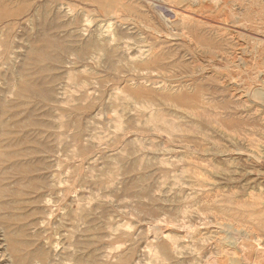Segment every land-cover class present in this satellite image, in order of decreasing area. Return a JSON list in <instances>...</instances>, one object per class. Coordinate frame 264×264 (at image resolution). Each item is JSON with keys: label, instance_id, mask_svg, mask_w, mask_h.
Instances as JSON below:
<instances>
[{"label": "rangeland", "instance_id": "rangeland-1", "mask_svg": "<svg viewBox=\"0 0 264 264\" xmlns=\"http://www.w3.org/2000/svg\"><path fill=\"white\" fill-rule=\"evenodd\" d=\"M0 16V264H264V0Z\"/></svg>", "mask_w": 264, "mask_h": 264}, {"label": "bare ground", "instance_id": "bare-ground-1", "mask_svg": "<svg viewBox=\"0 0 264 264\" xmlns=\"http://www.w3.org/2000/svg\"><path fill=\"white\" fill-rule=\"evenodd\" d=\"M16 1H17V0H16ZM22 1H24V0H22ZM20 3H21V2H20ZM35 8H36V7H35ZM173 8H175V7H173ZM18 9H19V8H18ZM22 9H23V8H22ZM16 10H17V9H16ZM16 10H15V11H16ZM19 10H20V9H19ZM160 10L165 14V15H164V17L166 16L165 18H167V16H169V17L171 18L172 13H173V12H172V9H170V8H168V7H165L164 5H161V6H160ZM7 11H8V10H7ZM34 11H35V9H34ZM1 12H2V11H1ZM13 13H14V11H13ZM15 15H17V14H15ZM37 15H38V14H37ZM45 15H46V14H45ZM10 16H11V15H10ZM12 16H13V15H12ZM47 16H48V15H47ZM47 16H44L43 18H46ZM0 17H1V16H0ZM185 17H186V16H185ZM185 17H184V18H185ZM4 18H6V17H4ZM15 18H16V17H15ZM54 19H55V18H54ZM58 19H59V18H58ZM72 19H73V17H72ZM168 20H169V19H168ZM184 20H185V19H184ZM0 21H1V20H0ZM71 21H72V20H70V22H71ZM75 21H76V20H75ZM184 22H185V21H184ZM61 24H62V23H61ZM61 24H60V25H61ZM66 25L68 26V24H66ZM70 25H71V24L69 23V26H70ZM73 25L75 26V24H73ZM11 26H12V25H10V27H11ZM57 26H58V25H57ZM61 26H63V25H61ZM63 27L65 28L66 26H63ZM184 27H185V26H184ZM53 29H54V28H53ZM59 29H60V27H59ZM51 30H52V29H50V30H48V31H51ZM75 30H76V29H75ZM43 31H44V30H43ZM70 32H71V31H70ZM72 32H73V31H72ZM38 34H39V33H38ZM97 34H98V33H97ZM39 35H40V34H39ZM78 35H79V34H78ZM99 35H101V34H99ZM66 36H67V35H66ZM74 36H75V34H74ZM39 37H42V36H39ZM62 37H63V36H62ZM75 37H76V36H75ZM58 38H59V37H58ZM64 38H65V37H64ZM97 39H98V38H97ZM47 40H48V38H47ZM50 41H51V40H50ZM50 41H49V43H51ZM62 41H63V40H62ZM98 41H101V40H98ZM53 42H54V41H53ZM92 42H94V41H92ZM59 43H60V42H59ZM59 43H58V44H59ZM96 43H97V42H96ZM94 44H95V43H94ZM46 45H47V44H46ZM34 46H35V45H34ZM59 46H62V45H59ZM104 46H105V45H104ZM37 47H38V46H37ZM37 47H36V48H37ZM39 47H40V46H39ZM39 47H38V48H39ZM67 47H68V46H67ZM84 47H85V46H84ZM86 47H87V46H86ZM88 47H89V46H88ZM54 48H55V47H54ZM57 48H58V47H57ZM57 48H56V49H57ZM91 48H92V47H91ZM97 48H98V47H97ZM48 49H49V48H48ZM73 49H74V48H73ZM73 49H71V51H74ZM95 49H96V48H94V50H95ZM103 49H104V48H103ZM40 50H41V49H40ZM45 50H46V49H45ZM75 50H76V49H75ZM80 50H81V49H80ZM84 50H85V49H84ZM90 50H91V49H90ZM107 50H108V49H107ZM154 50H155V49H154ZM28 51H29V50H28ZM56 51H57V50H56ZM61 51L64 52V51H65V48H64V50L61 49ZM82 51H83V50H82ZM92 51H93V50H92ZM97 51H98V49H97ZM100 51H101V50H100ZM110 51H111V50H110ZM40 52H41V51H40ZM45 52H46V51H45ZM53 52H55V49H54ZM84 52H86V51H84ZM84 52H83V53H84ZM158 52H159V51H158ZM46 53H47V52H46ZM46 53H45V54H46ZM83 53L80 52V54H82V56H83ZM151 53H152V52H151ZM53 54H54V53H53ZM91 54H92V52H91ZM106 54H107V53H106ZM141 54H142V53H141ZM147 54H149V53H147ZM153 54H154V52H153ZM160 54H161V53H160ZM61 55H62V54H61ZM86 55H87V54H86ZM139 55H140V54H139ZM150 55H152V54H150ZM150 55H149V56H150ZM29 56H30V55H29ZM38 56H42V55H38ZM140 56H141V55H140ZM140 56H138V57L140 58ZM145 56H147V55H145ZM31 57H32V56H31ZM50 57H51V55H50ZM77 57H78V56H77ZM88 57H89V56H88ZM107 57H108V56H107ZM141 57H142V56H141ZM143 57H144V56H143ZM147 57H148V56H147ZM37 58H38V57H37ZM57 58H58V57H57ZM47 59H48V58H47ZM58 59H59V58H58ZM140 59H141V58H140ZM140 59H138V60H140ZM50 61H51V60H50ZM121 61H122V60H121ZM140 61H142V60H140ZM33 62H34V61H33ZM45 62H46V61H44L43 63H45ZM56 62H57V60H56ZM59 62H60V61H59ZM160 62H161V61H159V63H160ZM172 62H173V61H172ZM36 63H37V62H36ZM39 63H40V62H39ZM41 63H42V59H41ZM163 63H164V62H163ZM33 64H35V63H33ZM119 64H120V63H119ZM158 65H160V64H158ZM134 66L136 67V65H134ZM134 66H133V67H134ZM167 66H168V65H166V67H167ZM115 67H116V66H115ZM118 67H119V66H118ZM123 67H124V66H123ZM172 67H173V66H172ZM42 68H43V67H42ZM113 68H114V67H113ZM120 68H122V67H120ZM144 68H145V67H144ZM153 68H154V67H153ZM153 68H150V69H153ZM157 68H158V67H157ZM170 68H171V66H170ZM117 69H119V68H117ZM141 69H142V68H141ZM148 69H149V67H148ZM155 69H156V68H155ZM155 69H154V70H155ZM158 69H159V68H158ZM172 69H174V68H172ZM111 70H112V68H111ZM124 70H125V69H124ZM124 70H122V71H124ZM137 70H138V69H137ZM162 70H163V69H162ZM167 70H169V69H167ZM114 73H115V72H114ZM162 75H163V74H162ZM174 76H175V75H174ZM19 78H20V77H19ZM32 79H33V78H32ZM171 79H172V78H171ZM33 80H34V79H33ZM27 81H28V80H27ZM41 81H43V80H41ZM44 81H45V80H44ZM171 81H174V80H171ZM35 82H36V81H35ZM32 83H33V82H32ZM36 83H37V82H36ZM45 83H46V82H45ZM170 83H171V82H170ZM181 83H182V82H181ZM16 84H17V83H16ZM39 84H40V83H39ZM42 84H44V83L42 82ZM182 84H183V83H182ZM170 85H171V84H170ZM26 86H28V85H24L23 87H26ZM40 86H41V85H40ZM174 86H175V85H174ZM171 87H172V86H171ZM183 87H184V90H185V87H186V86L184 85ZM26 88H28V89H26V90H29V89H30L29 87H26ZM167 88H168V87H167ZM169 88H170V87H169ZM177 88H178V86H177ZM41 89H42V88H41ZM45 89H46V88H45ZM175 89H176V88H175ZM38 90H40V89H38ZM46 90H47V89H46ZM50 90H51V89H50ZM173 90H174V89H173ZM184 90H183V91H184ZM30 91H31L34 95L37 94L36 91H34V90H31V89H30ZM40 91H41V90H40ZM51 91H52V90H51ZM166 91H170V90H169V89H166ZM48 92H49V91H48ZM185 92H186V90H185ZM28 93H29V92H28ZM38 93H39V92H38ZM50 93H51V92H50ZM50 93H49V94H50ZM168 93H169V95L172 96V97H173V95H175V93H173L172 91H171V93H170V92H168ZM168 93H167V97H168ZM178 93H179V92H178ZM18 95L24 97V96H25V88H24L23 91H20V92L18 93ZM34 95H33V96H34ZM40 95H41V94H40ZM40 95L37 94V96H40ZM42 95H43V94H42ZM37 96H36V97H37ZM45 96H46V95H45ZM50 96H51V94H50ZM161 97H162V96H161ZM163 97H165V96H163ZM167 97H165V100H166ZM30 98H32V96H31ZM27 99H28V98H27ZM33 99H35V98H33ZM33 99H30V100H33ZM39 99H40V98H39ZM46 99H47V98H46ZM78 99H79V98H78ZM161 99H162V98H161ZM17 100H18V99H16L15 101H17ZM22 100H23V99H22ZM22 100L20 99V101H22ZM24 100H25V99H24ZM76 100H77V99H76ZM76 100H75V101H76ZM40 101H41V100H40ZM3 102H4V101H3ZM149 102L151 103V105H155V103H154L152 100H149ZM18 103H19V102H18ZM18 103H17V104H18ZM75 103H78V101L75 102ZM195 103H196V102H195ZM203 103H204V102H203ZM79 104H81V103H79ZM168 104H171V105H173L174 107H175V106L180 107V104H178V103H176V102H173V101H170ZM15 105H16V104H15ZM29 105H30V104H29ZM73 105H74V104H73ZM84 105H85V103H84ZM166 105H167V104H166ZM88 106H89V105H88ZM90 106H91V105H90ZM169 106H170V105H169ZM10 107H11V106H10ZM12 107H13V109H15L14 106H12ZM72 107H73V106H72ZM178 107H177V108H178ZM0 108H1V107H0ZM24 108H26V107H24ZM27 108H28V107H27ZM6 109H7V108H6ZM19 109H22V108H19ZM183 109H185V108H183ZM10 110H11V109H10ZM3 111H4V110H3ZM3 111H2V112H3ZM7 111H8V110H7ZM12 111H13V110H12ZM30 111H31V110H30ZM66 111H67V110H66ZM22 112H23V111H22ZM68 112H69V111H68ZM68 112H66V113H68ZM175 112H176V111H175ZM6 113H7V112H6ZM14 113H15V112H14ZM33 113H34V112H33ZM66 113H65V114H66ZM70 113H72V112H70ZM16 114H18V113H16ZM19 114H20V113H19ZM25 114H26V113H25ZM34 114H35V113H34ZM72 114H73V113H72ZM0 115H1V114H0ZM11 115H12V114H11ZM35 115H36V114H35ZM63 115H64V114H63ZM68 115H69V113H68ZM160 115H161V114H160ZM3 116H4V115H3ZM31 116H33V115H31ZM65 116H67V114H66ZM149 116H150V115H149ZM1 117H2V116H1ZM67 117H68V116H67ZM74 117H75V116H74ZM77 117H78V116H77ZM153 117H154V116H153ZM228 117H229V116H228ZM7 118H8V117H7ZM13 118H15V117L13 116ZM36 118H37V117H36ZM181 118H182V117H181ZM1 119H2V118H0V120H1ZM10 119H11V116H10ZM24 119H25V118H24ZM39 119H40V118H39ZM172 119H173V118H172ZM13 120H14V119H13ZM13 120H12V121H13ZM71 120H72V119H71ZM148 120H150V119H148ZM37 121H38V120H37ZM166 121H167V120H166ZM171 121H172V120H171ZM66 122H67V120H66ZM70 122H71V121H70ZM72 122H73V120H72ZM78 122H79V121H78ZM2 123H3V122H2ZM2 123H1V124H2ZM8 123H10V122H8ZM43 123H44V122H43ZM152 123H153V122H152ZM169 123H170V122H169ZM171 123H173V121H172ZM216 123H217V122H216ZM6 124H7V123H6V121H5V124H4V125H6ZM48 124H49V123H48ZM61 124H62V123H61ZM67 124H68V123H67ZM67 124H66V125H67ZM69 124H71V123H69ZM69 124H68V125H69ZM158 124H159V123H158ZM43 125H44V124H43ZM159 125H160V124H159ZM171 125H172V124H171ZM2 126H3V125H2ZM2 126L0 127V129L2 128ZM21 126H22V125H21ZM44 126H45V125H44ZM163 126H164V125H163ZM11 127H13V126H11ZM45 127H47V126H45ZM152 127H153V125H152ZM159 127H160V126H159ZM31 128H32V127H31ZM38 128H39V127H38ZM154 128H155V127H154ZM163 128H164V127H163ZM167 128H168V127H167ZM6 129H7V128H6ZM15 129H16V128H15ZM18 129H19V128H18ZM35 129H36V127H35ZM76 129H77V128H76ZM188 129H189V128H188ZM188 129H187V130H188ZM190 129H191V128H190ZM190 129H189V130H190ZM9 130H10V129H9ZM157 130H160V129L157 128ZM175 130H176V129H175ZM175 130H174V131H175ZM178 130H179V129H178ZM178 130H176V131H178ZM192 130H193V129H192ZM13 131H16V130H13ZM20 131H21V130H20ZM35 131H36V130H35ZM38 131H39V130H38ZM169 131H170V130H169ZM23 132H24V131H23ZM166 132H168L167 129H166ZM171 132H172V131H171ZM171 132H170V133H171ZM3 133H4V132H3ZM21 133H22V131H21ZM21 133H20V134H21ZM74 133H77V132H74ZM173 133H174V132H173ZM25 134H26V133H25ZM80 134H81V133H80ZM15 135H16V134H15ZM18 135H19V134H18ZM26 135H27V134H26ZM56 135H57V134H56ZM27 136H28V135H27ZM5 137H6V136H5ZM13 137H14V136H13ZM11 138H12V137H11ZM14 138H16V137H14ZM14 138H13V139H14ZM36 138H38V137H35L34 139H36ZM77 138H78V137H77ZM7 139H8V138H7ZM3 140H4V139H3ZM16 140H17V139H16ZM16 140H15V142H16ZM20 140H21V139H20ZM28 140H29V139H28ZM12 142H13V140L11 141V139H10V142H9V143H12ZM15 142H14V143H15ZM26 142H27V141H26ZM252 142H253V141H252ZM252 142H251V143H252ZM3 143H6V142L3 141ZM12 144H13V143H12ZM12 144H11V145H12ZM1 145H2V143H1ZM6 145H7V143H6ZM32 145H33V144H32ZM32 145H30V146H32ZM2 146H3V145H2ZM16 146H17V145H16ZM27 146H28V145H27ZM45 146H46V145H45ZM20 147H21V146H20ZM36 147H38V145H37ZM36 147H35V148H36ZM42 147H43V146H42ZM16 148H18V150H14V151H11V150H10L9 152L6 151L5 153L0 154V161H3V162H4V161H6V160H7V161L10 160V159L12 160V159H14L15 157L17 158V157L23 156V157H24V162H23V163H29V159L26 158V156L28 157V155L30 154V152H25L24 149H22V148L19 149V147H16ZM36 149H37V148H36ZM36 149H35V150H36ZM42 149H44V148H42ZM33 150H34V149H33ZM39 151H40V150H39ZM41 151H42V150H41ZM41 151H40V152H41ZM3 152H4V151H3ZM33 152H34V151H33ZM23 157H22V158H23ZM22 160H23V159H22ZM7 161H6V162H7ZM16 161H17V160H16ZM16 161H13V162H12V167H13V165L16 166V167L19 166L18 164H19L21 161H20L19 163L16 162ZM14 162H16V163H14ZM4 163H5V162H4ZM13 163H14V164H13ZM30 163H32V162H30ZM9 166H10V165H9ZM34 167H35V165H34ZM34 167H33V168H34ZM128 167H129V166H128ZM6 168H8V166H6ZM33 168H32L30 171H32ZM37 169H38V168H37ZM24 170L28 171V170H29V167H28V166H24ZM5 171H8V170H5ZM5 171H4V172H5ZM34 171H37V170L35 169ZM12 172H14V171H12ZM2 173H3V172H2ZM9 173H10V171H9ZM27 173H30V172H27ZM0 174H1V173H0ZM11 174H14V173H11ZM23 174H24V173H23ZM23 174H22V175H23ZM3 175H4V174H3ZM7 175H8V174H7ZM7 175H6V176H7ZM1 177H2V176H1ZM137 180H138V179H137ZM17 183H18V182H17ZM0 189H1V188H0ZM254 196H255V195H254ZM254 200H255V198H254ZM8 204H9V203H8ZM248 204H249V203H248ZM2 208H3V207H2ZM7 217H8V216H7ZM9 233H10V232H9ZM19 235H20V234H19ZM11 236H12V235H11ZM22 239H23V238H22ZM14 240H15V239H14ZM27 241H28V240H27ZM23 243H25V242H23ZM27 244H28V243H27ZM27 246H28V245H27ZM28 248H29V247H28ZM11 249H12L13 251L17 250L13 240H12V243H11ZM22 249H23V248H22ZM34 250H35V249H34ZM17 251H18V250H17ZM24 251L26 252L27 250L25 249ZM40 252L43 253L42 251H40ZM23 253H24V252H23ZM23 253H22V254H23ZM32 253H34V252H32ZM22 254H20V255H22ZM28 254H29V253H28ZM15 256H16V255H15ZM24 256H25V255H24ZM40 256H41V255H40ZM40 256H39V257H40ZM21 257H22V256H21ZM25 257H28V255H26ZM12 258H13V257H12ZM17 258H19V257H17ZM17 258H16V259H17ZM44 258H46V257H44ZM36 259H37V258H36ZM37 261H38V260H37ZM17 262H20V260L17 261ZM23 262H24V261H23ZM25 262H26V261H25ZM25 262H24V263H25ZM28 264H29V263H28Z\"/></svg>", "mask_w": 264, "mask_h": 264}]
</instances>
